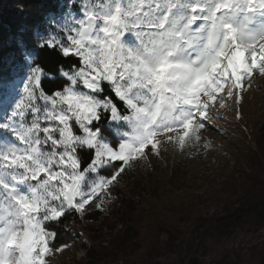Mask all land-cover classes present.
<instances>
[{
    "label": "snow or ice",
    "instance_id": "snow-or-ice-1",
    "mask_svg": "<svg viewBox=\"0 0 264 264\" xmlns=\"http://www.w3.org/2000/svg\"><path fill=\"white\" fill-rule=\"evenodd\" d=\"M8 41L5 71L0 25V264H50L125 177L170 151L206 155L217 108L243 118L245 84L264 76V0H63L30 42Z\"/></svg>",
    "mask_w": 264,
    "mask_h": 264
},
{
    "label": "trees",
    "instance_id": "trees-1",
    "mask_svg": "<svg viewBox=\"0 0 264 264\" xmlns=\"http://www.w3.org/2000/svg\"><path fill=\"white\" fill-rule=\"evenodd\" d=\"M62 3L63 0H22L25 11L21 13L18 0H0L5 71L10 55L9 34L23 30L30 42L33 31L43 32L49 14H58ZM60 59L55 53L43 54L44 63L49 67H55ZM257 145L258 152H248L253 157H243L242 153L237 156V166L222 184V195L202 203L201 196L188 191L180 201L167 197L175 189L200 188L196 184L206 180L195 177L191 182L194 185H183L186 173L181 172L180 164L172 171L167 185L146 183L145 179L151 175H144L142 169L125 177L122 189L115 193L118 201L110 213L93 214L91 222H69L71 233H74L71 227L80 225L103 227L108 221L114 224L107 247H85L84 264L129 262L136 256L143 258L145 253L149 264H166L163 260L169 257L174 258L172 264H264L263 240L247 248L245 255L226 251L214 256L215 246L238 234L247 237L264 230V121L258 130ZM211 203L217 205V210L205 212ZM118 226L120 229L114 233Z\"/></svg>",
    "mask_w": 264,
    "mask_h": 264
},
{
    "label": "rangeland",
    "instance_id": "rangeland-1",
    "mask_svg": "<svg viewBox=\"0 0 264 264\" xmlns=\"http://www.w3.org/2000/svg\"><path fill=\"white\" fill-rule=\"evenodd\" d=\"M16 11L17 9L11 10L10 13ZM248 84L251 87H248ZM245 89L243 102L240 105L243 118L236 119L235 107L217 108L219 118L210 122L211 127L209 130L202 132L205 140L210 141L212 145L206 155L202 153L195 158H187L183 154L170 151L164 160L156 161L153 158L151 167L147 168V170L142 169L144 175H151L150 178L145 179V182L150 185H154L155 182L159 185H167L172 171L175 170L177 164H180L184 168H182L181 172L186 173L183 185H194L191 182L195 177L205 178L206 180L196 184L200 185V188L192 190H188L186 187L180 190L175 189L173 193L167 196L169 200L178 198L177 200L180 201L182 197L186 196V191L201 196L199 201L201 203L222 195V184L226 179V175L237 166L239 160L237 156L242 153L243 157H253V153L258 152V130L261 122L264 121V76L253 75L252 79L245 84ZM234 99L228 101V104L232 105ZM250 150L253 153H248ZM191 151L196 152L197 150L191 149ZM209 206V208L204 210L205 212L210 211V213H213L217 210V205L214 203L209 204ZM113 226L114 224L108 221L103 227L99 224L71 227L74 233H82L83 239L67 238L68 243L72 244L73 248L62 254L59 260H52L50 264H84L85 247L93 245L101 248L107 247ZM118 229H120V226L114 230V233ZM262 240L264 241V230L259 234L247 237L243 234H238L234 239L215 246L214 256L224 254L226 251L232 252L233 255L237 253L245 255L247 248L258 244ZM163 261L166 264H172L174 258L169 257L168 260ZM106 264L149 263L148 255L145 253L143 258L136 256L129 262L109 261Z\"/></svg>",
    "mask_w": 264,
    "mask_h": 264
}]
</instances>
